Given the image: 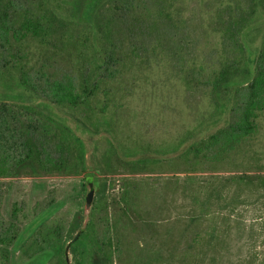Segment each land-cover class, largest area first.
<instances>
[{"label":"rangeland","instance_id":"1","mask_svg":"<svg viewBox=\"0 0 264 264\" xmlns=\"http://www.w3.org/2000/svg\"><path fill=\"white\" fill-rule=\"evenodd\" d=\"M15 2L45 10L53 29L44 42L29 38L0 57V94L20 92L12 65L21 62L86 81L96 96L87 115L59 110L68 125L87 127L83 149L73 150L85 171L0 177V230L19 211L8 264H63L54 240L53 253L32 242L60 224L65 244L75 213L92 225L68 251L69 264H93L95 240L106 243L112 264H264V111L255 134L221 161L184 153L226 126V97L215 95L214 79L236 63L241 80L248 54L264 53V0H104L91 24L75 19L74 0ZM110 57L115 64L98 68ZM47 127L38 134L57 158L52 142L65 135Z\"/></svg>","mask_w":264,"mask_h":264},{"label":"trees","instance_id":"2","mask_svg":"<svg viewBox=\"0 0 264 264\" xmlns=\"http://www.w3.org/2000/svg\"><path fill=\"white\" fill-rule=\"evenodd\" d=\"M103 1L74 0L72 9L75 19L80 23L87 21L91 24L93 16L98 12ZM41 4L43 6V1ZM18 6L15 0H0L1 58L12 56V51L21 49L19 43L29 38L44 42L53 29V20L46 16L45 10L41 14H35L36 12L30 13ZM117 10L118 7L112 4L113 14ZM245 22L246 20L242 18L240 23H232L226 34H229L232 39L236 38L239 32L238 25L241 24L242 28ZM243 49L245 47H241L239 51L242 52ZM247 59L248 63L241 80L236 79L238 74L236 63L221 69L215 77L213 83L215 95L226 97L225 103L219 104V112L223 116L227 114L229 119L226 126L186 148L184 153L192 154L194 160L207 159L208 155L214 153L215 161L219 162L223 156L235 152L255 134L258 116L264 111V53H249ZM113 64H115L114 59L110 57L107 60L104 59L98 68ZM5 66L7 67L6 64ZM12 67L18 72L16 85L20 92L0 94V177L14 178L23 172L47 175L52 172L85 171L86 169L80 166L84 163V159L79 156L74 157L73 150L78 153L83 149L80 134L87 130V127L68 125V121L59 110L81 111L80 114L87 115L92 106V99L96 96V88L89 87L86 81L77 82L70 74L56 78L47 73L44 68L24 65L21 62ZM230 104L233 108L228 110L231 108ZM28 115L36 116L37 120L38 116H41L43 121L38 123L40 120L34 121ZM46 121L49 122L45 123ZM49 123H52L54 127L57 126L58 130L65 135L63 139L58 138L57 143L52 142L57 158L52 157L53 153H50L48 142L50 138L46 137L45 141L44 137L38 134L41 128L42 133L47 135L49 131L46 129L50 128L47 127ZM18 212L17 207L14 206L11 209L9 225L6 229L0 230L2 248L0 264H8L10 246L16 239L12 228L18 220ZM82 223V215L75 213L66 233L69 240L81 230ZM91 225L92 223L88 220L78 239L70 246L71 252H75V247L82 244L86 230ZM40 228L39 226L38 230ZM62 237L63 229L59 224L48 228L40 240L34 239L32 243L37 250H45L44 248L48 246L47 248H51L48 251L53 253V249L54 252L56 249L64 250L65 244ZM51 240H54L56 249L55 246H50ZM92 247L95 256L93 264H112L106 243L95 240ZM64 261L63 264H66Z\"/></svg>","mask_w":264,"mask_h":264},{"label":"water","instance_id":"3","mask_svg":"<svg viewBox=\"0 0 264 264\" xmlns=\"http://www.w3.org/2000/svg\"><path fill=\"white\" fill-rule=\"evenodd\" d=\"M86 185H87L88 191L86 192L85 199H84V203H85L84 211L88 213L89 215L90 209L92 206V201L94 198L93 182H88ZM85 224H86V220H84L83 222V225ZM80 233H81V230L77 231L73 238L65 242L63 253H64V259H65L66 264H69L68 251L70 250V246L72 245L73 242H75L78 239V237L80 236Z\"/></svg>","mask_w":264,"mask_h":264}]
</instances>
